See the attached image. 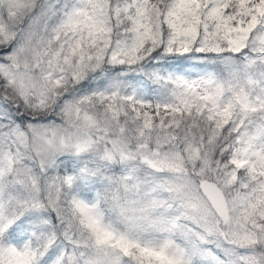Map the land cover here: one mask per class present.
I'll use <instances>...</instances> for the list:
<instances>
[{"label": "snow or ice", "instance_id": "6c2138e0", "mask_svg": "<svg viewBox=\"0 0 264 264\" xmlns=\"http://www.w3.org/2000/svg\"><path fill=\"white\" fill-rule=\"evenodd\" d=\"M0 264H264V0H0Z\"/></svg>", "mask_w": 264, "mask_h": 264}]
</instances>
